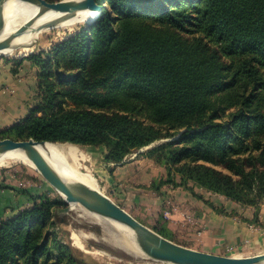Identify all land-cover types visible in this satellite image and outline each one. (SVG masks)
I'll list each match as a JSON object with an SVG mask.
<instances>
[{"label": "trees", "instance_id": "16d2710c", "mask_svg": "<svg viewBox=\"0 0 264 264\" xmlns=\"http://www.w3.org/2000/svg\"><path fill=\"white\" fill-rule=\"evenodd\" d=\"M97 2L93 22L26 56L37 67V100L4 138L103 146V160L118 163L179 133L147 151L166 169L160 184L181 188L190 181L252 206L258 217L264 0ZM31 198V206L0 220V264H77L66 244L49 238L60 202ZM153 229L174 241L161 213Z\"/></svg>", "mask_w": 264, "mask_h": 264}, {"label": "rangeland", "instance_id": "374dc122", "mask_svg": "<svg viewBox=\"0 0 264 264\" xmlns=\"http://www.w3.org/2000/svg\"><path fill=\"white\" fill-rule=\"evenodd\" d=\"M47 1L55 2L51 0ZM84 25L87 24L78 23L68 28H52L51 30L39 33L31 41L32 48L26 55L21 54L19 51L0 55V80H2L0 83V119H3L0 122V139L6 137L9 126L14 122L13 113L8 115L7 113L8 110L10 111L9 106L13 104L12 98L14 97L8 94V89L15 86L14 79L16 74L32 88L29 96L30 107L37 100V67L31 65L26 56L31 53H45L53 45L77 33ZM18 60H20V63L16 64L15 62ZM14 68L16 70H13ZM15 96L17 95L15 94ZM178 135L179 133L171 138L155 140L125 155L122 161L118 163H107L103 160V155L106 153V149L103 146L92 148L79 146L70 142L53 143H56L59 147L61 157L64 155L62 157L63 161L71 165L73 163V166L82 172H90L105 195L131 213L138 221L153 228L160 219V213L165 216L161 210L164 207L171 209L173 204L171 202L172 194L168 192V189L173 190V187L168 184H160V180L166 178V169L152 155H148L147 151L164 141L177 138ZM69 145L76 146L74 149L75 155L71 153L73 150H68ZM100 170H105L108 176L106 178L100 176ZM177 180H179L178 176ZM152 182H155V186L159 185L160 189L155 190L152 188ZM180 189L188 192L198 200L211 202L216 211L245 219L242 214H238L232 209L233 207H245L239 202L228 199L218 193H211L204 188L195 186L190 181L185 187H181ZM41 195H45L49 200L60 202L54 206L53 224L48 229L49 238H54L55 241L66 244L71 249V253L76 259L77 264H166V262L149 259L142 253L134 255L132 252L130 253L120 247L114 246L106 240L108 233L103 231V228L99 224L85 218L82 210L68 209L65 211L66 203L63 201L62 196L43 176L40 170L20 161L9 162L0 167V220L9 218L16 214L18 210L31 206L33 203L31 197ZM153 198H162L163 208L161 210L149 209L148 203ZM224 201L225 203H222ZM236 204L239 207H235ZM253 210L255 209L253 208ZM249 220L253 227L264 229V221H261L258 217L255 218L254 214ZM81 232L92 233L94 235L90 238H83V245L88 251L78 248L73 243L72 234ZM256 234L259 235L255 242H242L234 250L223 249L219 254L250 256L263 253L264 230L262 233H258L257 231ZM175 239L182 242L181 238L175 237ZM57 257L58 253L54 249L52 261L54 262Z\"/></svg>", "mask_w": 264, "mask_h": 264}, {"label": "water", "instance_id": "95a60500", "mask_svg": "<svg viewBox=\"0 0 264 264\" xmlns=\"http://www.w3.org/2000/svg\"><path fill=\"white\" fill-rule=\"evenodd\" d=\"M5 0H0V41L3 29L1 7ZM33 3L48 12L61 16L74 17L80 13H92L96 18L101 10L97 0L68 1L59 0H25ZM48 141L14 140L11 138L0 139V155L11 150L25 151L37 164L43 176L63 196L66 203L65 211L71 204H79L86 210L102 217L124 225L131 231L133 240L139 251L147 258L171 264H259L264 263V252L250 256H231L216 254L193 249L176 243L155 231L153 228L141 223L124 208L114 202L103 192L89 188H75L71 186L53 166L40 147Z\"/></svg>", "mask_w": 264, "mask_h": 264}, {"label": "bare ground", "instance_id": "6f19581e", "mask_svg": "<svg viewBox=\"0 0 264 264\" xmlns=\"http://www.w3.org/2000/svg\"><path fill=\"white\" fill-rule=\"evenodd\" d=\"M1 18L3 21V29L0 41V55L9 54L12 51H19L21 54L26 55L32 48L31 41H33L39 33L51 30L52 28H68L78 23L90 24L95 20L94 14L92 13H80L74 17H66L48 12L25 0H5L1 7ZM69 146L68 150H73L71 153L74 154L76 146ZM40 149L71 186L75 188H89L102 192L96 179L90 172H82L77 167L73 166V163L71 165L63 161L62 157L64 155L61 157L60 149L56 143L48 141V143L40 147ZM16 161L27 163L29 166L39 170L37 164L25 151L14 149L0 155V167L9 162ZM58 192L63 196L60 191ZM70 209L82 210V214L85 218L99 224L103 228V231L108 233L106 240L114 246L120 247L130 253L132 252L134 255L141 253L133 240L131 231L124 225L102 217L94 212H90L79 204H71ZM92 235V233L87 234L83 232L73 233V243L78 248L88 251L83 245V238L93 237L94 235Z\"/></svg>", "mask_w": 264, "mask_h": 264}, {"label": "crops", "instance_id": "0c3cea01", "mask_svg": "<svg viewBox=\"0 0 264 264\" xmlns=\"http://www.w3.org/2000/svg\"><path fill=\"white\" fill-rule=\"evenodd\" d=\"M14 82L16 87L13 86L8 89V94L14 97L12 98L13 104L9 106L10 111L8 110L7 113V115L13 113V121L27 114L30 108L29 96L32 89L18 74L15 75ZM2 120L0 119V122ZM100 176L106 178L108 175L105 170H100ZM168 192L172 194L173 201L171 200V202L173 204L171 209H168L169 207L162 209V198H153L148 203V206L150 210L162 209L161 211L162 213L164 212V217L167 221V227L173 233V240L176 241L175 237L181 238L183 243L180 241L176 242L184 246L219 254L223 249L234 250L242 242H255L259 235L256 234L257 231L262 233L264 230L263 228L253 227L250 224L249 219L254 214L252 207L240 206V208L236 204L235 207L239 208H232L233 211L245 217V220H242L234 216L215 212L211 202L198 200L180 188L168 189ZM222 203H225V201ZM258 218L264 221V204L258 210Z\"/></svg>", "mask_w": 264, "mask_h": 264}]
</instances>
